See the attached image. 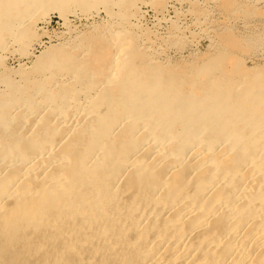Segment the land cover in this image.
<instances>
[{"label":"bare ground","instance_id":"6f19581e","mask_svg":"<svg viewBox=\"0 0 264 264\" xmlns=\"http://www.w3.org/2000/svg\"><path fill=\"white\" fill-rule=\"evenodd\" d=\"M177 1L198 28L191 6L220 0ZM87 4L90 33L69 20ZM136 6L0 0V264H264V24L184 52L188 24L147 45ZM28 8L66 42L44 46Z\"/></svg>","mask_w":264,"mask_h":264},{"label":"rangeland","instance_id":"374dc122","mask_svg":"<svg viewBox=\"0 0 264 264\" xmlns=\"http://www.w3.org/2000/svg\"><path fill=\"white\" fill-rule=\"evenodd\" d=\"M144 1L145 0H143V1L142 0H134L135 4L137 5L136 8L134 9V12H135V14L136 13L139 14L141 12H144L145 24L147 25L148 30L151 32L149 40L146 41V44L156 46V47L158 45L163 44V43H160L161 39L166 36V33L168 31L172 30L171 29L172 28L171 23L173 21H176V23L178 22V24H182V25L184 23L188 24L189 26L183 25L182 28H184V27L189 28L195 33L194 34L195 36H191L190 32L186 31V29L184 31L179 32V34L182 33L184 35L183 43H185V50H183V51L186 52L188 49L194 47V49H197V50L203 49L202 51L200 50L201 53H204L206 51L208 44H209L208 39H207L206 34H205L206 33L205 27H209V28L213 27L216 29V30L213 29L214 32L221 35L223 33H226L225 26L229 24L228 22H232L235 25L233 29H230V31L234 32L233 34L238 33L237 30H240L241 26H243L244 24H246L248 26V28L253 29L252 31L255 30L258 33V32H260L262 25L264 24V20H263L264 19V5H263L264 2H261L259 7H254L253 5H248L249 6L248 7L245 0H220L219 3H213L214 4L213 6L210 5L211 7L209 9L212 10V12L207 17H205V15H206V12L209 11V9L205 10L206 6L201 4L197 7H195V5H192L191 8L193 7L192 9L195 12V15H197V18H200V20L201 19L203 20L202 24L199 25V27L197 28V27L193 26L191 19H190L191 16H189L187 13H183V14L178 16V15H176V12L173 11L174 5H178L177 7L180 6L179 5L180 2H178L177 0H152V5L150 4V6H145V5L143 6L142 3ZM167 2H168V4H167ZM183 5H184V7L179 8V9L181 11L185 12L187 10V8L190 7L189 6L190 3H184ZM100 7L101 6H97L94 10H92L91 4H89V5L87 4L85 7L81 8V9L78 8L77 10H78L79 15H81L82 18H84L86 14H90L88 12V10L89 11L92 10L93 15L89 21L100 24L101 26H104L105 25V22H104L105 13L102 10H99ZM82 11H84L86 14L81 13ZM161 11L162 12H164V11L169 12L168 15L166 16L167 17L166 19H169V20L163 21V22L159 21V23H158V21L155 20V16H156L155 12L158 13ZM202 12H203V14H202ZM234 12L236 14H234ZM28 13L29 14L26 17L29 18L31 16V18H29L28 22L26 23L27 27H28V29H31L33 32H38V34L43 35L40 40L44 43V46L51 47V46L57 45V43L66 42L68 36H66L64 33V31H66V30L62 24L63 20L59 17V15L57 13L52 12V11L49 12V14L47 15L48 16L47 25L43 24V22L41 21V17L43 14L42 9L36 10L34 8H30L28 10ZM69 15H70L69 20L72 22V26L79 27L81 30H84L85 32L86 31H89V33L91 32L90 29L86 30V28L84 27L87 24V21H85V18H84V20H81L78 17H75L71 14H69ZM156 24H157V26H156ZM154 26H156V27H154ZM249 26H251V27H249ZM44 28H46V29H44ZM201 28L203 29V31H201L202 33L199 31V30H201ZM47 32L49 33V35L52 36V38H51V36L46 34ZM257 33H255V34H257ZM57 35H59V36L57 37ZM151 37H153V38H151ZM152 40H154V41H152ZM155 41L158 43H156ZM12 46L13 45L11 44L10 47H12ZM32 46H31L30 50H31V52L33 51L34 53H39L43 49L38 44H33ZM255 48H257V49H255ZM259 48H260L259 45L257 46V45L252 43L250 45L248 51L247 50L246 51L248 52V54H254L257 51H259ZM177 50H178L177 47L176 48L167 47L166 48V54L174 55L176 53L175 51H177ZM17 57H18L17 55L9 54L8 59L5 60V64L9 67L13 66L12 68H16L20 62L19 57L18 58ZM31 61H32V59H30L28 57L27 58L23 57L21 59V62H23V63L29 64V63H32Z\"/></svg>","mask_w":264,"mask_h":264}]
</instances>
